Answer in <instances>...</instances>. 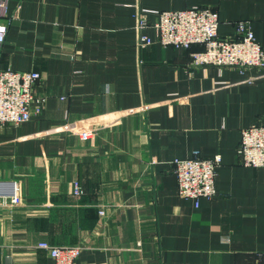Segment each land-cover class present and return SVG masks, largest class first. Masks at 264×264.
Returning a JSON list of instances; mask_svg holds the SVG:
<instances>
[{"label":"crops","instance_id":"obj_1","mask_svg":"<svg viewBox=\"0 0 264 264\" xmlns=\"http://www.w3.org/2000/svg\"><path fill=\"white\" fill-rule=\"evenodd\" d=\"M193 8L217 13L221 37L247 22L264 49V0H7L0 70L38 72L40 102L0 128V189L22 201L0 195V264H55L41 242L81 245L74 264L264 263V167L237 153L264 125V71L191 67L200 45L139 46L155 33L138 18ZM194 151L221 157L198 207L172 164Z\"/></svg>","mask_w":264,"mask_h":264},{"label":"built area","instance_id":"obj_2","mask_svg":"<svg viewBox=\"0 0 264 264\" xmlns=\"http://www.w3.org/2000/svg\"><path fill=\"white\" fill-rule=\"evenodd\" d=\"M6 7L7 0H0V54L8 27L7 21L3 20ZM218 25V15L210 9L161 11L156 13L152 25L145 18H138L139 31L150 27L155 33V39L142 35L139 46L145 47L156 42L164 47L189 50L193 45H200L202 50L190 53L191 67L234 68L240 72L246 69L264 71V49L257 43L248 23H235V35L232 37H221ZM39 80L40 75L36 71L0 70V128L30 120L32 104L40 102L32 92ZM35 110L39 111L38 108ZM80 135L86 139L89 133L81 132ZM237 153L241 165L264 167V125L241 131ZM172 164L180 197L192 200L195 207H198L201 199L211 200L216 196L215 179L221 164L220 155L203 158L198 151H194L192 157L175 159ZM74 193L79 194L77 187ZM0 195L9 205L22 204L17 186L6 192L0 189ZM103 214L101 210L100 215ZM36 247L47 251L55 264H74L83 249L81 245L58 247L45 242L38 243Z\"/></svg>","mask_w":264,"mask_h":264},{"label":"trees","instance_id":"obj_3","mask_svg":"<svg viewBox=\"0 0 264 264\" xmlns=\"http://www.w3.org/2000/svg\"><path fill=\"white\" fill-rule=\"evenodd\" d=\"M200 50H202V47L200 48ZM200 50H198V51H200Z\"/></svg>","mask_w":264,"mask_h":264}]
</instances>
